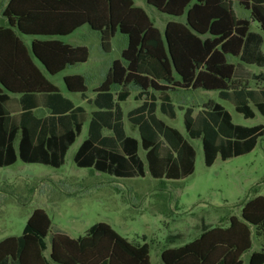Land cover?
Returning <instances> with one entry per match:
<instances>
[{
	"label": "trees",
	"instance_id": "obj_1",
	"mask_svg": "<svg viewBox=\"0 0 264 264\" xmlns=\"http://www.w3.org/2000/svg\"><path fill=\"white\" fill-rule=\"evenodd\" d=\"M148 6L173 19L160 32L147 14L131 0H8L2 9L6 26H0V167L19 159L25 164H42L59 168L67 147L79 133V123L86 114L73 108L41 73L50 76L88 60L85 47H74L58 38L67 37L87 25L100 35V45L108 52L111 39L117 34L127 39L120 60L112 62L96 93L108 99V112L93 114L88 138L81 144L74 163L122 178L139 175L140 147L145 151L149 174L154 179L182 180L193 172L195 152L187 139L156 118L157 105L143 104L128 115L137 126L139 140L126 137L120 116L108 127L113 137H102L98 120L114 108L111 90L116 87L152 91L163 97L169 92H217L221 100L230 102L245 119L254 117L247 106L251 102L264 117V89L247 90L236 80L237 67L228 57H238L249 35L250 21L237 18L233 3L249 12L250 18L264 33V0H145ZM20 35L31 36L29 48ZM41 37L44 39H37ZM71 93L86 91L82 76L63 79ZM35 98L37 106L59 114L64 124L75 120V131L64 135L57 145L56 133H50L43 144L34 140L40 120L30 110L20 113L11 96ZM160 112L174 117V107L161 101ZM118 113V111H117ZM186 108L183 126L188 139L201 142L204 165L210 167L219 158L226 161L250 153L263 135L261 125L243 127L233 124L230 114L219 104L200 109ZM119 114V113H118ZM51 124L55 119L50 118ZM16 128L21 137L14 147ZM89 151L87 155L85 152ZM264 190V181L262 184ZM245 201L240 218L231 216L226 228L214 227L180 247L161 251L162 264H242V255L251 249L254 228L264 240V194ZM51 221L42 209H35L26 222L21 238L7 237L0 241V264H47L42 256L41 240L50 231ZM251 252L247 264H264V247ZM51 264H150L149 246H134L108 224L98 223L91 232L73 239L64 234L51 237Z\"/></svg>",
	"mask_w": 264,
	"mask_h": 264
},
{
	"label": "rangeland",
	"instance_id": "obj_2",
	"mask_svg": "<svg viewBox=\"0 0 264 264\" xmlns=\"http://www.w3.org/2000/svg\"><path fill=\"white\" fill-rule=\"evenodd\" d=\"M7 1L0 0V26L3 27L6 20L1 12ZM131 1L147 14L160 32L163 31V25L171 19L170 16L148 6L145 0ZM232 8L237 18L250 21L249 35L262 42L260 61L249 60L245 50L242 58L228 57V62L236 65L237 73L244 71L247 74L249 80L241 82L243 88L264 89V33L250 18L248 11L236 3ZM19 37L27 48L34 39L24 35ZM58 39L74 47H85L88 51L86 63L52 78L46 76L63 96L74 102L78 96L67 94L62 84L63 75L84 77L88 94H91L92 88L102 80L112 62L120 60L121 51L127 43L126 37L117 33L110 41L109 51H103L99 33L87 25ZM213 103H219L230 114L233 124L243 127L261 125L263 135L257 139L250 153L226 161L217 158L210 167H206L201 142L198 139L190 140L185 135L183 111L178 106L190 107L195 113ZM138 105L140 102L130 97L122 106L123 114L137 109ZM247 106L253 111V118L245 119L230 102L221 100L217 92L199 90L186 97L184 103L174 99L176 116L172 120L166 119L157 110V115L167 125L186 136L195 152L192 174L175 182L160 184L149 176L113 180L76 168L73 155L86 136L85 127L58 169L42 164H25L19 159L10 166L0 167V241L10 236L21 238L27 231L26 222L31 213L35 209H42L51 221L48 235L41 240L42 256L47 264H51L49 251L53 234L80 239L98 223L108 224L134 246L147 244L150 264H162L161 251L189 243L208 229L226 228L231 216L240 218L242 205L252 197L253 188H256L255 195L264 194V117L251 102H247ZM126 129L129 135L136 136V130L128 122ZM139 157L145 168L144 152L141 150ZM250 232L252 246L242 255L243 264H247L251 252H261L264 244L258 230L251 228Z\"/></svg>",
	"mask_w": 264,
	"mask_h": 264
},
{
	"label": "crops",
	"instance_id": "obj_3",
	"mask_svg": "<svg viewBox=\"0 0 264 264\" xmlns=\"http://www.w3.org/2000/svg\"><path fill=\"white\" fill-rule=\"evenodd\" d=\"M182 18H183V20H182ZM182 18H179V19L171 18L170 20L165 21L163 26L165 27L166 23L169 22V21L184 22V17H182ZM163 30H164V28H163ZM261 42L262 41L259 38L257 39L254 36L248 35L246 37V39H245L242 52L237 58H242V56H243V54L245 53V50H246V53H248V56H249V60H252V61H255V62L260 61V56H259L260 49L259 48H260ZM233 65H235V64H233ZM72 67H74V66H72ZM72 67H68V68L64 69L61 73H59L57 75H54V76H50V75L46 74V72L44 71V69L42 67H39V69H40L41 73L43 74V76L47 79V77L52 78V77L58 76L60 74H63L66 70H69ZM107 72L104 74L102 80L99 81L92 88L91 94H88V88H87V85H86V79L83 77L84 80H85V86H86V91H85V93L83 95L78 94V93L69 92L66 89V86L64 85L63 79H64V77L74 76V75H72V74L63 75L62 84H63V87H64L65 91L67 92V94L70 95V96H78V98H77V100L75 102L70 100L69 98L63 96L62 93L60 92V90L47 79L53 86L56 87V89L58 90L59 94L64 99L68 100L72 104L73 108H81L83 110V112L86 114V118H85L83 123H80V120H77V124L78 123L80 124L79 125V133H77L74 136L73 141L67 147V150L65 151L64 158H63V164H64L65 156H66L68 150L75 143L76 139L80 136V134L82 133V131H83L84 127H85L86 128V136L81 141V143L79 144V146L77 147V149H76V151H75V153L73 155V162H74V157H75L78 149L80 148L81 144L88 138L89 126H90V122H91L93 114H95L97 112H108V111H106V107H105V105L108 103V99L106 97H102L101 94L96 93L97 88L100 86V84L104 80ZM236 80H241V82H244V81H247L249 79H248V77H246V75L243 74V75H239ZM110 92L112 94V101L114 103V108L109 111V116L106 115L103 118L101 117L98 120V122H97V125L103 126L100 129L101 136L102 137H113L114 136V133L112 132V130L109 129L108 127H105L106 126L105 124H107L106 122L110 121V120L113 123L115 118L120 116V121H121V124H122V131H123L124 135L126 137H130V138H133L135 140H139V132H138L137 126L133 125L128 119V115L130 113H132L135 110H137L143 104H148V105L149 104H153V105L155 104V105H157V107H156V110L154 112V115L156 116L157 119L162 121L166 126L170 127L169 125L166 124L164 119H162L161 117H159L157 115V110L159 111V113L161 115H163V117H165L166 119H169V120H172V119L175 118L176 112L174 110V117L172 119L168 118L166 115L162 114L160 112V109H159V105L161 104V101H163V100L169 101L174 107V99L175 98L180 99L181 102L184 103L186 97L190 96L193 93V92H190V91L169 92V93H166L165 97H163L161 94L155 93V92H152V91L140 92L139 90H137L135 88H120V87L113 88ZM133 93H135V95L132 96ZM11 97L16 99V101L18 103L17 107L20 108V110H21L20 113L21 112H25L27 110H30L32 112V114L34 115V117H36L37 119L40 120V125H39V127H38V129L36 131V135L34 137V140H36L38 143L42 142L44 144L46 142L47 138L50 137V133L52 132V133H56V143H57V145H60V143L65 138L64 135H68L69 133L75 131V127H76L75 126V124H76L75 120H69V121L65 122L64 124L60 123L57 120V118L60 115L58 113L57 114H53L49 109H47L45 107L37 106V104L35 102V98L28 97V96H20V95L19 96H11ZM130 97L134 98L135 101L140 102V105H138L137 109H135L133 111H130V112H128L125 115V114H123L122 106L127 103V101L129 100ZM186 108H190V107H186ZM186 108H182L181 106H178V109L180 111H183L182 112V121H183V114H184V111L186 110ZM117 111H118L119 114L117 113ZM199 111H200V109L197 110L194 113V110H193L192 116L193 117L196 116V114ZM52 117L55 119V122H53V124H51V126H49V124L51 123L50 118H52ZM125 118H126V120H125ZM127 122L131 125V127H133L136 130V136H132V135H129L127 133V129H126V123ZM173 129H175V128H173ZM13 130L14 131L17 130L16 135H15L16 136L15 137V141H14V147L16 148L17 144H18V140L21 137V133H20V130H18L16 128H13ZM184 131H185V129H184ZM178 132L183 136L184 139H187L186 136H184L181 131H178ZM185 135H186V133H185ZM140 150L144 152V161H145V151L142 150L139 147L137 152H136V154H137V157H138L139 161L141 162V171H140L139 175H137L135 177H132V178H122V177H118V176H115V175H112V174H107V173H101V172H98V171H93L92 169H88V168H79V167H77L75 165V163H74V165L78 169H83V171H88L91 175H93V174L104 175V176H107V177H109V178H111L113 180H128V179H136V178H139V177L149 176V178L153 179L154 181L159 182L160 184H163L165 181H169V182L179 181V180H171V179H154V178H152L150 176V174H149L146 161H145V168H144L143 162L141 161V159L139 157V151ZM88 153H89V151L85 152L84 155H87ZM54 169H58V168H54ZM83 171H81V172H83ZM263 247H264V244H263ZM253 252H255V251H253ZM242 264H243V262H242Z\"/></svg>",
	"mask_w": 264,
	"mask_h": 264
}]
</instances>
